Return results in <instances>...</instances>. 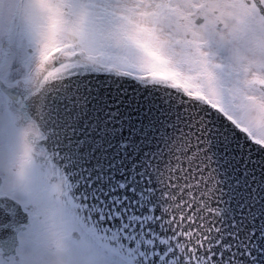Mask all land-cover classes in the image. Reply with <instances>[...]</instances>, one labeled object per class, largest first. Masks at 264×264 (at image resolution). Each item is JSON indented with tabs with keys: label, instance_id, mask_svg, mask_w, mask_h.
Returning a JSON list of instances; mask_svg holds the SVG:
<instances>
[{
	"label": "snow or ice",
	"instance_id": "6c2138e0",
	"mask_svg": "<svg viewBox=\"0 0 264 264\" xmlns=\"http://www.w3.org/2000/svg\"><path fill=\"white\" fill-rule=\"evenodd\" d=\"M0 264H264V0H0Z\"/></svg>",
	"mask_w": 264,
	"mask_h": 264
}]
</instances>
